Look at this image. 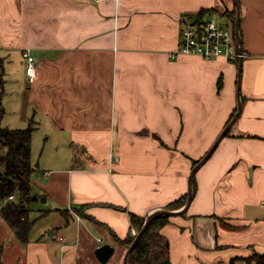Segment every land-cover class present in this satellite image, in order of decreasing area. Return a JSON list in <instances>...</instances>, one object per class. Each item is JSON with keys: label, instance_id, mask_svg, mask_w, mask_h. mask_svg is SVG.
<instances>
[{"label": "crops", "instance_id": "crops-1", "mask_svg": "<svg viewBox=\"0 0 264 264\" xmlns=\"http://www.w3.org/2000/svg\"><path fill=\"white\" fill-rule=\"evenodd\" d=\"M238 2L242 107L197 170L188 209L160 228L169 264H257L246 258L264 252V0ZM235 8L236 0H0V58L29 48L37 60L34 82L23 68L29 120L43 115L86 149L39 163L32 147V192L49 204L32 228L47 222L26 241L8 229L19 240L0 245L5 264H124L122 240L141 230L131 213L146 220L184 206L168 207L188 199L194 161L238 111L241 59L172 52L185 16L209 9L203 18L231 26ZM104 243L114 252L101 261Z\"/></svg>", "mask_w": 264, "mask_h": 264}, {"label": "trees", "instance_id": "trees-1", "mask_svg": "<svg viewBox=\"0 0 264 264\" xmlns=\"http://www.w3.org/2000/svg\"><path fill=\"white\" fill-rule=\"evenodd\" d=\"M209 9L200 10L198 16L202 18ZM237 8L228 12L230 24L235 32ZM221 87V79L219 88ZM233 113L232 117L234 116ZM34 126L11 128L0 124V143L6 148L0 154V163H5V168L0 167V200L3 202L0 213L6 222L15 230L17 236L22 240H28L29 233L36 218L31 217V209L27 203L32 199V175L35 169L32 162V133ZM198 161H194V165ZM195 185V182H194ZM15 194V198H10ZM187 197L171 202L168 207L175 209L186 202ZM85 205L77 206L76 209L83 213ZM45 212L43 211L41 215ZM132 223L139 229L144 225L145 218L131 213ZM169 221V216L158 215L152 219L143 236L129 255V264H153L156 261L168 258L169 240L160 232ZM134 236L123 239L122 242L128 246L134 240ZM248 261L255 260L257 264H264V252H256L246 258ZM234 259H232L233 263ZM0 264L3 260V246H0Z\"/></svg>", "mask_w": 264, "mask_h": 264}, {"label": "rangeland", "instance_id": "rangeland-1", "mask_svg": "<svg viewBox=\"0 0 264 264\" xmlns=\"http://www.w3.org/2000/svg\"><path fill=\"white\" fill-rule=\"evenodd\" d=\"M215 18L219 21L226 20L220 15L215 16ZM24 64L25 59L23 55L16 52H12L4 60L0 58V124L11 128L33 125L32 147L33 153L36 155L39 163L41 160L44 162L46 158L54 163V155L57 154V152H65L67 147L73 149L76 157L86 152L85 146L81 145L79 142H72L64 139V134H59V131H55V128L48 126L47 120L43 115L41 116L38 113L35 117L36 121L32 119L29 120L30 105L27 87H23L25 86V74L23 72ZM19 89L21 90L17 93L16 91ZM32 111L33 109L31 112ZM5 150V147L0 143V154L4 153ZM34 165L38 166L36 162ZM0 167L5 168V163L1 162ZM38 207L47 208L49 204L42 199L33 198L27 203V208L31 209L30 214L33 217L37 216ZM46 222L47 219H45V217L39 218L32 228L31 236H34ZM3 224L4 226L0 227V245H7L12 241L11 239L19 240L15 235L11 237L12 233L10 234L9 232L11 231L9 230L13 231V228L8 224Z\"/></svg>", "mask_w": 264, "mask_h": 264}, {"label": "built area", "instance_id": "built-area-1", "mask_svg": "<svg viewBox=\"0 0 264 264\" xmlns=\"http://www.w3.org/2000/svg\"><path fill=\"white\" fill-rule=\"evenodd\" d=\"M180 54H198L206 59L224 56L230 60H239L247 55L240 51L236 33L228 23L214 17L199 18L192 15L185 16L181 21L180 43L172 56ZM23 57L27 78L29 82H34L38 76L37 60L29 48L23 49ZM10 198H15V194H11ZM133 233L138 232L133 229Z\"/></svg>", "mask_w": 264, "mask_h": 264}, {"label": "water", "instance_id": "water-1", "mask_svg": "<svg viewBox=\"0 0 264 264\" xmlns=\"http://www.w3.org/2000/svg\"><path fill=\"white\" fill-rule=\"evenodd\" d=\"M236 5H237V15H236V22H235V33L238 39V44H239V49L240 51H244L243 50V41H242V36H241V31H240V16H241V11H240V4L238 2V0H236ZM242 58L240 61V65H239V80H238V89H239V106H238V111L236 112V114L233 116V118L229 121V123L225 126V128L223 129V131L220 133V135L218 136V138L216 139V141L214 142V144L211 146V148L208 150V152L193 166L191 173H190V178H189V196L188 199L186 201V203L184 204V206L178 210H169L166 208L163 209H159L156 210L155 212L149 214V216L146 218L143 227L141 228L140 232L138 233V235L136 236V238L134 239V241L132 242V244L130 245V247L128 248V251L126 252L125 258H124V264H129L128 259H129V255L132 251V249L136 246V244L138 243V241L140 240V238L143 236V234L145 233L146 229L148 228L150 222L152 221V219L158 215H176L180 212H185L190 203L192 202L193 199V183H194V177L195 174L197 172V170L206 162V160L210 157V155L212 154V152L215 150V148L217 147L218 143L220 142V140L226 136V134L228 133L230 127L233 125V123L235 122L238 114L240 113L241 107H242V101L240 98V89H241V81H242ZM38 165V163H36ZM33 199H39V196H37L36 194H34L32 196ZM40 199L42 200H46V197H41ZM114 252V246L111 245L110 243H104L102 245H100L97 249H96V254L98 256V258L101 261H106L109 259V257L113 254ZM170 260L169 258L163 259L161 261H156L153 264H169Z\"/></svg>", "mask_w": 264, "mask_h": 264}]
</instances>
